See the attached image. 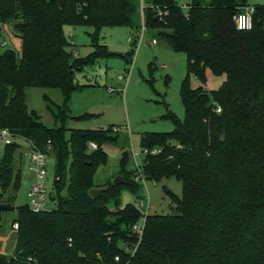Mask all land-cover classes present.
Returning <instances> with one entry per match:
<instances>
[{"label":"trees","instance_id":"trees-1","mask_svg":"<svg viewBox=\"0 0 264 264\" xmlns=\"http://www.w3.org/2000/svg\"><path fill=\"white\" fill-rule=\"evenodd\" d=\"M59 1L0 0V23L22 47L0 49V128L54 153L57 201L50 211H19L12 222L19 223L15 251L0 252V264H26L29 256L42 264H264V5H255L250 30H240L234 17L251 0H188L186 7L180 0H152L144 8L146 27L186 54L188 77L181 90L185 118L172 114L173 131L144 135L140 167L156 183L176 176L183 196L166 191L175 201L174 213L146 215L134 253L139 237L133 226L142 214L132 203L120 206V200L125 188L137 193V181L127 175L119 185L95 180L107 161L101 147L119 144L109 135L114 127L70 129L68 140L64 125L48 128L29 109L26 90L61 89L64 105L52 112L64 121L71 95L81 86L76 72L112 54L99 41L100 29L134 27L140 0H65L64 7ZM66 24L93 26L96 51L74 58ZM206 67L226 74L220 88H192L191 74L204 78ZM91 140L97 149H90ZM121 147L123 172L129 153ZM5 148L0 187L18 191L21 172L14 176L13 161L22 146L15 141ZM154 148L160 152L146 153ZM105 186L101 196L91 195L92 188ZM11 198L8 203H15Z\"/></svg>","mask_w":264,"mask_h":264},{"label":"rangeland","instance_id":"rangeland-1","mask_svg":"<svg viewBox=\"0 0 264 264\" xmlns=\"http://www.w3.org/2000/svg\"><path fill=\"white\" fill-rule=\"evenodd\" d=\"M188 1V0H184ZM152 0H140L139 12L134 16V27L126 25L104 26L100 29L99 41L112 53L102 56L85 65L76 72V81L80 88L74 91L68 103V114L62 121L52 112L64 105V95L59 88L33 86L27 88V104L30 110L40 115L42 123L48 127L64 125L66 138H70V129H109V135L117 137L119 144L106 142L101 150L105 151L107 161L100 165L95 180L98 183L112 181L118 175L133 176L135 181L145 154L142 148L144 135L151 133L171 132L175 129V118L183 120L186 116L185 103L181 90L188 77V62L184 52L175 51L170 44L159 37L156 31L147 30L143 34L144 17L142 7L152 5ZM253 4H263L264 0H251ZM138 26V27H136ZM2 41L7 47L20 50V40L8 28H2ZM66 36L71 42L74 58H87L95 50L93 34L96 29L84 24H66ZM156 38L157 43H153ZM20 43V44H19ZM205 77L191 74L192 88L204 87L208 90L220 88L227 79L226 74H217L211 68H205ZM22 148L14 154V176L21 172V186L15 191L0 187L2 202L12 200L19 205L30 201L29 192L35 181V172L29 169L31 160L30 144L18 137ZM116 141V140H115ZM96 142L91 140L90 143ZM125 146L128 151L126 170L121 171V159ZM5 149H0V162ZM55 155L51 153L47 162L48 185L54 186ZM132 179V178H131ZM14 181V180H13ZM137 193L125 188L121 194L120 206L132 203L139 207L142 214L139 223L143 224L148 214H172L175 201L183 196V182L176 176H166L156 183L153 179L144 178L137 181ZM169 191L171 194L166 193ZM145 199V206L141 200ZM50 208L57 204L50 203ZM19 211H6L3 215V228L0 231V252L12 254L16 247V230L12 222Z\"/></svg>","mask_w":264,"mask_h":264},{"label":"built area","instance_id":"built-area-1","mask_svg":"<svg viewBox=\"0 0 264 264\" xmlns=\"http://www.w3.org/2000/svg\"><path fill=\"white\" fill-rule=\"evenodd\" d=\"M181 2H183V7H186L187 5L185 3H187V1L184 0H180ZM255 5L252 2L248 3L247 5H244L240 8L239 12L235 15L234 19L236 21L237 27L240 30H250L253 28L254 25V13H255ZM144 8L142 7V15L144 17ZM160 15H162V13H160ZM144 19V23H143V27H142V31L143 34L145 33V31L147 30V27L145 25V17ZM241 21L244 22L245 27L240 28L239 25L241 23ZM250 25V27H249ZM0 27L1 30L3 28V25H1L0 23ZM3 32V30L1 31V33ZM153 43H157V40H153ZM1 46L3 47H7L8 43L6 41H1ZM217 112H221V108L219 107L217 109ZM16 138H18V136L14 135V133L8 129V128H0V149H6L5 147L13 142L16 141ZM26 140V139H25ZM28 141V140H27ZM31 147V151L29 153V157L31 160V164L29 165V169L35 172V181L34 184L31 186L30 192H29V197H30V201L29 206H30V210L33 212H36L37 214L39 212L42 211H50L53 208H50V203H55L57 204V201L53 198V186L50 189L49 187V176H48V169H47V162L49 159V153L47 152H43L40 150H37L34 148V144L31 141H28ZM91 148L93 149H97L98 145L95 142H91L90 143ZM154 153V154H158L160 152V149L154 148L153 150H146V153ZM144 175L139 167L138 170V175L136 177L137 181H141L142 179H144ZM141 205L145 206V199L143 198L141 200ZM12 228L14 230H18L19 229V223H13L12 224ZM144 230H145V221L143 224H140L139 222H137L134 226H133V231L134 233L137 235L138 238V242L135 245V248L133 249V252L135 253V251L138 249L139 243L141 241V239L143 238V234H144ZM73 240L72 238L69 239V245H72ZM125 249L128 250L130 249V246L125 244L124 245ZM26 264H42L40 263V261L38 260V258L34 257V256H29L25 262Z\"/></svg>","mask_w":264,"mask_h":264},{"label":"water","instance_id":"water-1","mask_svg":"<svg viewBox=\"0 0 264 264\" xmlns=\"http://www.w3.org/2000/svg\"><path fill=\"white\" fill-rule=\"evenodd\" d=\"M65 3L66 1L65 0H60L59 1V4L61 7H64L65 6ZM124 182V178L121 176V175H118L115 180H114V184L115 185H119L121 183ZM1 183V182H0ZM108 187H94L90 190V193L93 197H99L101 196L106 190H107ZM53 198H55L53 196ZM30 210V206H29V203H24V204H12V203H4L2 202V199H1V194H0V231L1 229L3 228V215H4V212L6 211H29Z\"/></svg>","mask_w":264,"mask_h":264},{"label":"clouds","instance_id":"clouds-1","mask_svg":"<svg viewBox=\"0 0 264 264\" xmlns=\"http://www.w3.org/2000/svg\"><path fill=\"white\" fill-rule=\"evenodd\" d=\"M239 27H240V28H243V27H245V24H244V22H243V21H241V23H240ZM249 27H250V25H249Z\"/></svg>","mask_w":264,"mask_h":264},{"label":"crops","instance_id":"crops-1","mask_svg":"<svg viewBox=\"0 0 264 264\" xmlns=\"http://www.w3.org/2000/svg\"><path fill=\"white\" fill-rule=\"evenodd\" d=\"M16 38H18V37H16ZM18 39L20 40V43H21V39H20V38H18ZM20 43H19V44H20ZM19 47H20V49L22 48L21 45H19Z\"/></svg>","mask_w":264,"mask_h":264}]
</instances>
